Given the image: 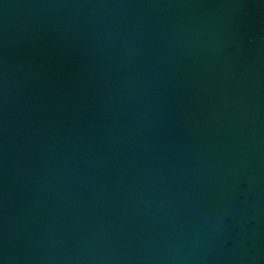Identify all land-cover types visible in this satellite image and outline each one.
Returning a JSON list of instances; mask_svg holds the SVG:
<instances>
[{"label": "water", "instance_id": "1", "mask_svg": "<svg viewBox=\"0 0 264 264\" xmlns=\"http://www.w3.org/2000/svg\"><path fill=\"white\" fill-rule=\"evenodd\" d=\"M0 264H264V0H0Z\"/></svg>", "mask_w": 264, "mask_h": 264}]
</instances>
